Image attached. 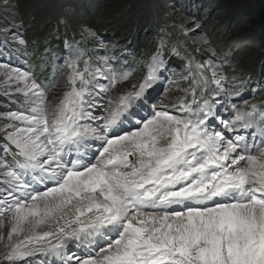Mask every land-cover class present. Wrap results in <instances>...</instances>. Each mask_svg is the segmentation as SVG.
Here are the masks:
<instances>
[{
  "label": "snow or ice",
  "instance_id": "6c2138e0",
  "mask_svg": "<svg viewBox=\"0 0 264 264\" xmlns=\"http://www.w3.org/2000/svg\"><path fill=\"white\" fill-rule=\"evenodd\" d=\"M87 7L57 3L62 23ZM14 9L0 0V15ZM79 35L57 57L60 92L0 62V96L16 106L0 111V264H264V82L204 35L193 43L207 58L158 50L139 81L95 30ZM26 45L0 25L5 51Z\"/></svg>",
  "mask_w": 264,
  "mask_h": 264
},
{
  "label": "trees",
  "instance_id": "16d2710c",
  "mask_svg": "<svg viewBox=\"0 0 264 264\" xmlns=\"http://www.w3.org/2000/svg\"><path fill=\"white\" fill-rule=\"evenodd\" d=\"M88 5L81 17L61 22L58 0H12L16 17L27 44L39 48L44 43L60 44L70 37L81 39L85 27L103 39L129 45L134 61L155 51L159 39L177 42L202 58L193 46L177 36L174 9L190 13L201 25L204 36L217 53L232 52V61L240 73L250 79L264 77V0H84ZM15 17V18H16ZM0 25L2 22L0 21ZM83 26V27H82ZM109 40V41H110ZM250 40V44H244ZM48 41V42H47ZM112 45V44H111ZM32 47V45H30ZM177 62V59H172ZM141 63V62H140ZM6 102V98L0 97Z\"/></svg>",
  "mask_w": 264,
  "mask_h": 264
},
{
  "label": "rangeland",
  "instance_id": "374dc122",
  "mask_svg": "<svg viewBox=\"0 0 264 264\" xmlns=\"http://www.w3.org/2000/svg\"><path fill=\"white\" fill-rule=\"evenodd\" d=\"M174 10H175L174 11V18H175L176 24L183 23L184 25H186L188 27H194L195 24H198L196 18H194L190 13L183 12L182 10L179 9V7H176ZM15 17H16V10L14 9V14L0 15V21L2 22V25L11 24L14 27L18 28L22 32V34L26 33V35H27L29 33L28 30H26V32H24V29L20 25L21 24V18L18 17V16L16 18ZM176 35L177 36H183V38H184L183 42L186 40V42L188 43L187 45L193 46L194 49H195L196 45L193 42L194 41H197L198 42L199 35H204V32H203L202 27H200V29H197L195 33H190L188 36H184L177 29ZM102 40H103V46H104V48L106 50H108L109 53H110L111 52V44H114L115 42H112V40H110L108 38L107 39H103L102 38ZM163 45H165L166 47H168V49H171L172 48L171 46L170 47L167 46L165 42L163 43ZM118 46H120V45L116 44V47L115 48L117 49ZM157 48L160 49V45ZM184 48H185V46L183 48H180L181 52L184 51ZM124 51H126V50L125 49L118 50L117 51V55H120L121 53H124ZM228 51L229 50H226L225 52H228ZM225 52H223V53H225ZM54 54H56L55 51L51 55H54ZM199 54L202 57L201 60L207 58V56L205 54H201V53H199ZM173 57H176V56H173ZM166 58L168 59L167 56H166ZM233 64H235V63L233 62ZM55 65L57 67H59V68H62L63 70H61L60 75L57 77V82L54 84V87H53L52 90H53V92H60L62 90V88H63L64 83H65L64 73L67 72V68L64 66V64L62 63V61H57L55 63ZM134 68H135V71L133 73V78H134V80L139 81L144 73L140 71L139 66H134ZM175 70H179V69H176L175 68ZM236 71L238 73L241 72V70H237V69H236ZM166 84H167V81H163V88L155 96L154 102H156L158 99L161 98V94L164 92V88H165V85ZM0 97H3V96H0ZM262 99L263 98L260 97V96L255 97V100H257V101L258 100H262ZM15 107L16 106L10 104L7 99H6V102L0 101V111H4V110H8V109H14Z\"/></svg>",
  "mask_w": 264,
  "mask_h": 264
}]
</instances>
